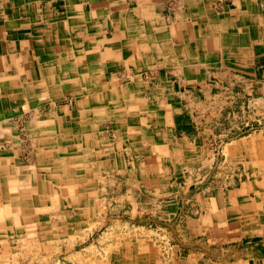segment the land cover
Returning a JSON list of instances; mask_svg holds the SVG:
<instances>
[{
    "label": "crops",
    "instance_id": "1",
    "mask_svg": "<svg viewBox=\"0 0 264 264\" xmlns=\"http://www.w3.org/2000/svg\"><path fill=\"white\" fill-rule=\"evenodd\" d=\"M213 88L228 91V116L245 104L262 111L264 0H0V123L26 132L35 109L61 118L69 135L54 145L67 153L93 134L95 162L119 165L134 151V171L147 177L152 149L198 148L174 139L176 116L182 100H215ZM25 100L34 107L20 108ZM244 139L228 143V160L248 155L246 181L215 189L204 214L213 244H246L236 263L264 264V139Z\"/></svg>",
    "mask_w": 264,
    "mask_h": 264
},
{
    "label": "rangeland",
    "instance_id": "2",
    "mask_svg": "<svg viewBox=\"0 0 264 264\" xmlns=\"http://www.w3.org/2000/svg\"><path fill=\"white\" fill-rule=\"evenodd\" d=\"M239 86L234 91L241 93ZM226 92L224 88H213V94L218 95L215 100H207L200 93L196 100L180 101L183 107L179 116L176 114L180 128L173 133L174 139L184 137L198 148L177 147L168 140L165 154L152 149L150 164L143 166L147 177L134 171V151L119 165H110L100 157L106 163L96 164L89 172L94 195L87 196L84 211L79 214L71 208L70 219L60 228L51 221L53 236L12 242V237L1 239L0 264H192V259L199 257L194 264H238L241 252L250 246L213 244L209 235L212 228L207 229L209 218L204 211L211 206L209 197L215 189L226 192L246 181L241 170L248 155L228 160V143L242 138L244 141L253 132L264 139V101L259 103V114L252 107L257 104H245L239 113L238 108L234 110L236 116H228L223 109ZM66 103L68 100L57 104ZM159 107L163 108L161 103ZM99 124L105 128L109 125L102 121ZM20 137L26 161L33 158L32 142L25 130ZM3 147L8 146L0 142V149ZM124 167L133 172L129 176L138 178H123ZM58 218L51 216L48 220L56 222ZM42 231L45 229L40 227ZM228 259L231 261L224 262ZM242 260L239 264H248L246 258ZM248 261L260 264L254 259Z\"/></svg>",
    "mask_w": 264,
    "mask_h": 264
},
{
    "label": "bare ground",
    "instance_id": "3",
    "mask_svg": "<svg viewBox=\"0 0 264 264\" xmlns=\"http://www.w3.org/2000/svg\"><path fill=\"white\" fill-rule=\"evenodd\" d=\"M32 104L33 101L25 100L20 108L28 110L34 107ZM42 115L35 109L28 117L26 138L32 142L33 156V160H27L28 163L17 161L22 144L19 128L0 123V142L8 146L0 149V243L6 237H12V242L25 237L53 236L51 221L55 223L54 227L60 228L70 219L68 213L71 208L80 214L84 211L83 203L87 196L94 195L90 189V173L98 164L93 160L96 136L89 134L84 146L78 142L70 148L72 153H67V146L59 144L68 138V123L61 118L53 119L49 113ZM57 141L60 142L54 145ZM51 216L59 218L56 222L48 220ZM72 221L77 224L74 219ZM40 227L45 231L39 232Z\"/></svg>",
    "mask_w": 264,
    "mask_h": 264
}]
</instances>
